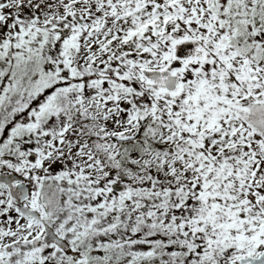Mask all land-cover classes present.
<instances>
[{"label": "snow or ice", "instance_id": "snow-or-ice-1", "mask_svg": "<svg viewBox=\"0 0 264 264\" xmlns=\"http://www.w3.org/2000/svg\"><path fill=\"white\" fill-rule=\"evenodd\" d=\"M0 264H264V0H0Z\"/></svg>", "mask_w": 264, "mask_h": 264}]
</instances>
